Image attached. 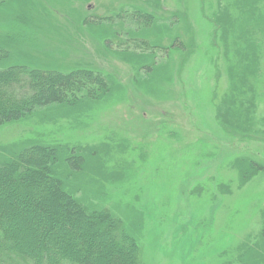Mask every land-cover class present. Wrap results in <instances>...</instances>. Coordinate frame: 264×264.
Instances as JSON below:
<instances>
[{
	"label": "rangeland",
	"instance_id": "obj_1",
	"mask_svg": "<svg viewBox=\"0 0 264 264\" xmlns=\"http://www.w3.org/2000/svg\"><path fill=\"white\" fill-rule=\"evenodd\" d=\"M0 47V70L110 85L0 126V166L53 150L49 173L119 217L142 264H264V0H0ZM0 200L19 237L45 220L8 183Z\"/></svg>",
	"mask_w": 264,
	"mask_h": 264
},
{
	"label": "trees",
	"instance_id": "obj_2",
	"mask_svg": "<svg viewBox=\"0 0 264 264\" xmlns=\"http://www.w3.org/2000/svg\"><path fill=\"white\" fill-rule=\"evenodd\" d=\"M152 22L151 17L144 15L141 24L146 27ZM5 56L0 47V60ZM109 91L108 81L90 71L62 74L28 70L23 66L0 70V126L24 118L37 107L98 100ZM12 105L23 107L19 109L21 111L10 110ZM22 153L19 159L0 166V185L8 183L15 190V196L24 203L38 199L31 206L45 220L35 228L34 220L23 219L22 223L31 231L30 236L29 233L23 236L30 239L28 247L22 241L23 237L12 231L7 220L16 212L13 207L8 206L2 211L4 213L0 212V264H108L110 260L112 264H142L139 243L127 233L119 217L101 207L87 206L86 211L71 193L66 192L62 179L56 177L54 171L49 173L57 163L53 150L37 147ZM67 167L71 171L76 169L70 162ZM42 191L45 194L40 197ZM1 203L3 205L0 200ZM46 218L67 226V229L50 228ZM96 246L99 252L104 250L102 258H95Z\"/></svg>",
	"mask_w": 264,
	"mask_h": 264
},
{
	"label": "bare ground",
	"instance_id": "obj_3",
	"mask_svg": "<svg viewBox=\"0 0 264 264\" xmlns=\"http://www.w3.org/2000/svg\"><path fill=\"white\" fill-rule=\"evenodd\" d=\"M22 154H23V153H21L20 155H22ZM20 155H18V156L16 157V160L19 159ZM12 161H14V160H12V159L9 160L10 163H11ZM9 162H6L5 164H8Z\"/></svg>",
	"mask_w": 264,
	"mask_h": 264
}]
</instances>
